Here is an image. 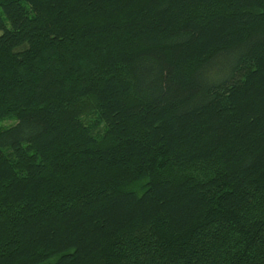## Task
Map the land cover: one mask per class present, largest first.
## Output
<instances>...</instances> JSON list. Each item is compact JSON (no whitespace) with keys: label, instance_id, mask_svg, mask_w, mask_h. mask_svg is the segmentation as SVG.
Here are the masks:
<instances>
[{"label":"trees","instance_id":"trees-1","mask_svg":"<svg viewBox=\"0 0 264 264\" xmlns=\"http://www.w3.org/2000/svg\"><path fill=\"white\" fill-rule=\"evenodd\" d=\"M0 264H264V0H0Z\"/></svg>","mask_w":264,"mask_h":264},{"label":"rangeland","instance_id":"rangeland-1","mask_svg":"<svg viewBox=\"0 0 264 264\" xmlns=\"http://www.w3.org/2000/svg\"><path fill=\"white\" fill-rule=\"evenodd\" d=\"M14 121L11 120H4L3 122H0V126H6L12 124Z\"/></svg>","mask_w":264,"mask_h":264}]
</instances>
